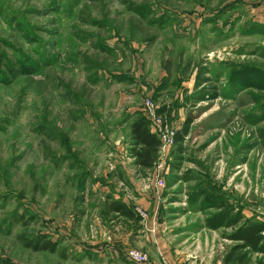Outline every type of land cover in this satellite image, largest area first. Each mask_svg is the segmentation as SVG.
Returning <instances> with one entry per match:
<instances>
[{
    "label": "rangeland",
    "instance_id": "obj_1",
    "mask_svg": "<svg viewBox=\"0 0 264 264\" xmlns=\"http://www.w3.org/2000/svg\"><path fill=\"white\" fill-rule=\"evenodd\" d=\"M239 2L0 0V264H73L74 235L114 229V189L160 195L162 233L200 258L236 245L232 229L205 227L219 201L264 221V33L245 29ZM148 101L170 133L190 134L143 178L131 124ZM43 235L60 250L34 251Z\"/></svg>",
    "mask_w": 264,
    "mask_h": 264
},
{
    "label": "crops",
    "instance_id": "obj_2",
    "mask_svg": "<svg viewBox=\"0 0 264 264\" xmlns=\"http://www.w3.org/2000/svg\"><path fill=\"white\" fill-rule=\"evenodd\" d=\"M239 3L243 4L242 8L249 11L247 12L249 20L264 24V8L258 0H240ZM119 164L123 165L122 170L129 173V169L125 167V162ZM132 165L139 172L140 177L148 178L149 172L142 173L135 165V158ZM129 180L135 183L133 178L128 177V183H130ZM106 194L111 200L122 201L129 208L134 209L137 215H139V211L141 212V207L146 208L150 218L144 220L141 217V220L136 222L124 216L116 217L113 214L109 215V217L107 216L111 222V227L114 229H106L105 237L98 239H87L81 235H74L73 239H70L74 248H70L68 252H65L67 257L65 260L67 262L73 264H139L128 257L129 249L137 247L147 251L150 257L148 262L141 264L236 263V253L240 251L232 253V248L228 250L226 256L219 254L214 256L212 254L205 258H200L197 253H187L184 249L173 246L165 234L162 233L165 215L163 216V211H158L161 206L160 195L150 193L147 190L137 193L136 196L134 194L125 195L124 193H119L117 189L108 191ZM108 237H110V240H108Z\"/></svg>",
    "mask_w": 264,
    "mask_h": 264
},
{
    "label": "trees",
    "instance_id": "obj_3",
    "mask_svg": "<svg viewBox=\"0 0 264 264\" xmlns=\"http://www.w3.org/2000/svg\"><path fill=\"white\" fill-rule=\"evenodd\" d=\"M249 23V27L244 26L245 29L248 28L252 32L264 33V24L254 21H249ZM254 72L257 74H264V69L256 68ZM189 134L190 129L188 126L177 131L176 141H184ZM131 138L133 144L132 156L135 158V165L142 173H150L158 159L161 142L158 135L152 130L151 123L146 116L139 113L135 115L131 124ZM203 192L204 191L200 190L198 195H196L197 198L202 195ZM193 198L194 197H191V200H193ZM226 202L227 201H219L220 211L206 219L205 227L211 230L232 229L231 234H225L227 239L237 243L232 248V253L247 250L264 254V221L246 219L241 212H236L235 208ZM191 203L193 204L195 201L193 200ZM105 214L108 217L111 214L116 217L124 216L136 222L141 220V216L137 215L134 209L129 208L122 201L111 200L110 197H106L105 199ZM29 246L34 251H49L55 253L60 250V242L46 235H43L39 240ZM62 256L66 257L64 254H62ZM1 264L11 263L5 261Z\"/></svg>",
    "mask_w": 264,
    "mask_h": 264
},
{
    "label": "built area",
    "instance_id": "obj_4",
    "mask_svg": "<svg viewBox=\"0 0 264 264\" xmlns=\"http://www.w3.org/2000/svg\"><path fill=\"white\" fill-rule=\"evenodd\" d=\"M262 6H264V0H260ZM145 109H147L148 112V119L153 122V128L152 130L158 135L161 145H160V149H159V156L162 155L164 156V154H166V152L168 151V149H170L174 143V141L176 140V135L175 132L170 133L167 129V125L166 123L162 122L156 115V111H155V105L148 101L145 103ZM166 125V126H165ZM158 156V158H159ZM158 163V159L155 162V165L153 167V169L157 166ZM152 169V170H153ZM128 257L130 258V260L136 262V263H146L148 261V257L147 255L136 251V250H131L128 252Z\"/></svg>",
    "mask_w": 264,
    "mask_h": 264
}]
</instances>
